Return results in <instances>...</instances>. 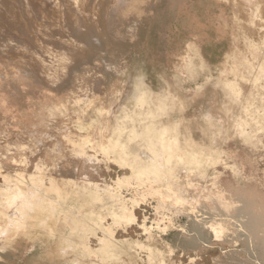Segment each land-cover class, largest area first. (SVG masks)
<instances>
[{
    "label": "bare ground",
    "instance_id": "bare-ground-1",
    "mask_svg": "<svg viewBox=\"0 0 264 264\" xmlns=\"http://www.w3.org/2000/svg\"><path fill=\"white\" fill-rule=\"evenodd\" d=\"M143 1L0 0V249L6 250L17 240H22L30 225H46L53 220L54 233L62 222L67 228H71V234H81L78 245L82 249L80 260L91 264H101L102 260L111 261L119 255L116 251H119L120 246L124 247L122 241L116 237L118 229L127 233L137 225L153 239L154 230L161 229L166 212L164 219L154 222L157 226H149L146 221L140 223L137 211L148 200V196L162 204L168 203V198L175 193L172 188L175 183L171 181L173 184L168 190V197L163 194L162 187L157 186V179L166 175L184 182L183 185L180 184L184 194L179 197L184 202L183 207L172 208L179 214L181 212L191 223V227L178 226L184 232V248L196 252L218 248L221 253H226V246H234L241 241L240 252L246 254V264H264L263 202L259 207L240 193L236 194L239 205L234 207L233 204H226L221 192L216 197L217 212H214L210 202H201L204 195L211 201L214 196L208 192L217 188V183L212 181L213 188H199L195 184L196 176L208 178V169L216 168L223 161L221 156L215 155L227 151L197 143L190 137L182 138L179 121H164L170 108L173 110L176 105L184 108L177 97L170 94L165 99H154L152 93L142 92L135 98V107L124 106L122 118L113 122L114 126L110 131L107 126L104 127L106 130L98 129V136L97 128L88 127L86 124L66 126L64 132L72 145L71 149L82 157L87 149L96 152L100 150L110 156L112 152H116L119 154V160L116 161L132 168V173L113 179V185H104L91 178L88 159H63L61 154L65 149L53 141L55 132L59 131L57 118L67 116L72 107H84L85 95L89 92L92 95V83L87 79L89 72L91 75L95 68L89 67L88 73L71 72L72 66L79 63L75 60H88L94 54L91 50H95V56L99 60L102 57L101 46L110 44L111 38L116 40L119 37L121 24L132 23L141 9L149 8L147 5L150 2L145 0L146 3H142ZM193 46H189L185 59L191 60L193 55H198L196 46ZM83 47L87 49L86 52ZM260 52V48L254 44L248 50L249 56L247 50L245 51L248 56L246 60H249L252 70L256 72L258 69L260 72L251 83L256 89L261 85L259 87L263 90L261 74L264 66L255 65L260 58ZM118 57L119 53L116 58ZM243 57L245 60V56ZM70 73L76 75L72 85L67 82L70 80ZM226 86L237 100L242 97L243 91L238 80L228 81ZM245 100L246 117L235 120L234 128L244 137L257 136L264 131V95ZM110 116L112 118L114 114ZM251 124L257 126L253 133L249 131ZM141 150L151 154L152 160L147 161ZM33 155L38 158L35 160ZM161 164L164 168L169 167L171 172H164ZM179 166L188 169L184 176L180 177L175 172V168ZM57 167L63 168L66 173L70 171L69 174L74 171L83 185L82 189L81 184L72 177L58 179L53 174L48 175L50 168L56 170ZM32 168H35V172H29ZM59 168L58 170L61 169ZM123 186L133 189L132 203L119 197V189ZM194 188L197 192L190 195L188 189ZM81 192L88 193L92 200L83 198ZM75 200L77 204L73 202ZM186 201H191V204ZM98 204L101 205L98 208L100 210L95 207ZM98 231L102 233L98 236L101 246L94 249L88 243L89 235ZM165 231H168L167 226L163 232ZM63 241L74 251L75 247L70 245L72 243L68 239ZM134 245L140 250L148 248L142 242L136 241ZM69 249L63 253L70 254ZM170 250L174 255L176 249L171 246ZM220 259L214 257L213 262L220 263ZM161 264L166 263L162 261Z\"/></svg>",
    "mask_w": 264,
    "mask_h": 264
},
{
    "label": "rangeland",
    "instance_id": "rangeland-1",
    "mask_svg": "<svg viewBox=\"0 0 264 264\" xmlns=\"http://www.w3.org/2000/svg\"><path fill=\"white\" fill-rule=\"evenodd\" d=\"M144 2L145 0L142 3ZM146 2H150L151 5H147L149 8L146 7V9H141V12L139 11L137 13V16H135V19L132 23L125 22L121 24L122 28H120L122 30L119 29V37L115 38L114 36L116 40H113L111 38L110 44L105 43L104 46H101L102 57L99 60L96 58L97 56H95V50H91V52H93L94 54H92V57H90L88 60H75V62L79 63H75V66H72L71 72L75 73L77 71L88 73L89 67L92 69L95 68V70H93L92 72L94 73L93 75L92 73L90 75V72L88 74L89 76L87 75V80H90L92 83V95L91 92L85 95V102L83 103L84 107L80 106L79 109L77 108L78 110L76 109V107L75 109L74 107H72L67 116H60L56 120L59 131L55 132L53 141L55 140L54 143L59 144L63 149H65L63 150V154H61L64 157L63 159H88V164L90 167L88 170L91 173V178L101 182L104 185H113V179L117 178L120 175L123 176L124 174L132 173V168L128 167L122 162L119 163L118 161H116V159L119 160V154L116 152H112L113 154L111 153L110 156V154L101 153L100 150H97L96 152V150L87 149L86 154L82 157V155H79V153L71 149L72 145L70 144L68 137H66L64 131L66 126H80L82 124H86L88 127L97 128V136L99 135V130H106V128H108V131H110L114 126L113 122L120 119V117L122 118V113L124 115L125 111L119 112L121 111V105L124 103L126 104V102L132 98L134 90H140L142 84L145 88L150 90L142 76L132 74L133 71L129 62H132L133 66H135L134 68H137L140 66L139 63L144 60H177L179 58L178 55L182 52V50L179 51L180 53L170 55L169 52H171L172 54L174 50L171 48V44L167 45L165 43L164 34L166 31H174V29L177 28L175 16L179 14V10H182L183 13L186 10L184 8L185 5L183 6V1L146 0ZM112 45H114L115 47L113 46L112 48ZM83 49V51H87V49H85L84 47ZM245 50L246 49H244L243 52H245ZM118 53L120 58H116L118 56ZM184 54H186V52L181 53V60L182 55ZM96 69L98 73H96ZM139 72L143 74L141 68ZM74 73H70V78L68 77V79L70 80L67 81L68 85H72V83H75L74 79L76 75ZM244 84H247L250 89L253 87L250 82H244ZM262 84L264 85V81H262ZM129 86L130 89H128ZM258 90L259 93L264 92V89L262 90V87H259ZM244 97H246L247 99L248 96ZM91 99H93V101H91ZM95 99L97 100V102ZM134 99L135 98H133V104ZM230 100L231 105H235L234 108H225V119L222 120L220 126L217 127L218 129H216V132L212 134L210 132L209 134L211 136L209 140L213 143H204L209 147L212 146L227 151V153L223 152L215 155L216 157L221 156L223 161L216 168L208 169V176L210 175L208 178H202L199 175H197L195 178V184H197L199 188H202L204 186L213 188L211 186L212 181L217 183V188L208 192L212 196H214L212 197V199H210L211 201H209L205 195L201 200L202 203L210 202L212 204H210V206L212 207L214 212H217V209L215 210V207L218 206L216 200V197H218L219 194L218 192H221V194H223V198L226 204H233L234 207H237L239 205L237 203L238 196L236 194L240 193L241 195H244V198H246L247 200H253L257 206L261 207L260 203L262 202V205H264V131L260 134H257V136L246 135V137H244L242 135H239V133H237L234 128V121L242 117H246V113L244 110V106L246 105V103H244L242 97H240L239 100H237L236 98ZM176 106L173 110L171 108L169 109V114L171 112L172 113L166 116V118H169V116L172 119L175 117H180L179 113L181 111L179 110H184L185 106L184 108H182L181 105ZM101 107L107 108L103 111ZM22 108H24V106ZM112 114H114V117L111 118L110 115ZM166 118H164V121ZM256 129V124H251L249 126V131L251 133L255 132ZM97 136L96 138H98ZM184 136L185 135H183L182 138ZM144 151L141 150V154L143 155V157L147 159V161L152 160V155H149L147 151L145 154ZM33 156L32 158H34L35 160L38 158L37 155V157H35V155ZM107 159H109V162ZM62 162L65 163L64 160H62ZM119 165L121 168L119 167ZM163 165L161 164L162 167ZM58 168L59 167H57L56 170L55 168H50V170L48 169V175L53 174V176L58 179H62L63 177H72L79 184H81L80 189H82L83 185L81 181H78V175H76L74 171L69 174L70 171L66 173L67 171L63 168L60 167V170H58ZM32 169H30L29 172H35V168ZM97 170L101 171L99 172ZM163 171L168 173L171 172V169L166 166L165 168L163 167ZM98 172L100 173V175L98 174ZM175 172H177L181 177L184 176L186 172H188V169L184 166H179L175 168ZM168 178L169 176L165 175L164 177H161L162 180L160 179V177L157 179L159 181V184H157V186L162 187V192L167 197L169 196L168 190L170 186L172 187V184L175 183V185L172 187L175 193H173L171 198H168V203L162 204V202H158V200L154 199L152 196H148V200H146L145 203H142L141 208L137 211L138 216L140 217V223L143 224L144 221H146L149 226H153L154 222H158L159 220L164 219V214L166 212V219L162 221L161 229L154 230L156 239H153L150 237V235L145 234L144 230L140 229V227L137 225L130 228L129 232L127 233L124 232L123 229H118L116 237L120 240V242L122 241V244H124V247L120 246V249H118L119 251H116L119 253V255L117 256L119 259L115 257V259H111L112 262L102 260L101 264H161L162 261H164L166 264H246L247 256L245 253L240 252V249L242 248L241 241H239L237 244L235 243V247L232 245H229L231 247L226 246V253H221L218 248L210 250L211 252H196L195 250H187L183 247L182 238L184 232L179 229L178 226L187 225L191 227V223L187 221V218L184 217L181 212L179 214V212L177 213L176 211H173L172 208L174 206H180L181 208L183 207L184 202L181 201L179 197L184 194L183 192H181V185H183L184 182L181 179L177 180L175 178ZM46 185H49V180L46 181ZM176 186H178V189L176 188ZM131 189L132 188H130L129 186H123L121 189H119L121 191L119 192V197L126 199L128 203H132L134 196L132 195L133 189ZM164 189H167V191H164ZM195 192H197L195 188L190 190L188 189V193L190 195H195ZM257 195H259L260 197ZM81 196L86 200L91 199V196L88 193L81 192ZM233 198L234 200H232ZM73 202L76 204L78 203L76 202V200ZM186 202L191 204V201ZM78 205H80V203ZM99 205L100 204L95 205L97 210H100L98 209ZM54 222L55 221L51 220L50 223H48L49 225H44L43 223L40 225H36V228L38 226L37 229L30 225V227L28 228V232L25 233L22 240H17L10 247H7L6 250L2 248L0 249V264H91L83 259V261L79 259L80 257H82V249L80 248V246H78L81 240L79 235L81 234H71V228H67V225H64L62 222L58 225L59 229L57 228L59 232L55 231L54 233L52 225V223ZM110 222H112V220H110ZM174 224L175 226H173ZM166 226L168 227V231L163 232ZM42 227L44 229H42ZM31 229L34 230L32 231ZM35 230L37 231V233ZM52 231L53 235L51 234ZM47 233L50 235H48ZM101 235L102 233H100L99 231L89 235L88 243L94 249L100 248L101 245L99 244L98 236ZM64 239H68V241L72 243L69 244L72 247H75V249L73 248L74 251L68 248L67 243L63 241ZM127 241L129 243H127ZM136 241L144 243L146 246H148V248H146L145 250L138 249L134 245ZM171 246L172 248H174V250L176 249L174 255L170 253ZM67 248L69 249V251H71L70 254L63 253L65 251H68ZM229 252H231V255ZM222 254H224V257ZM214 257L221 258L220 263L213 262ZM239 257H241L242 259ZM192 259H195V261L192 262ZM226 260H228L229 262H227Z\"/></svg>",
    "mask_w": 264,
    "mask_h": 264
},
{
    "label": "crops",
    "instance_id": "crops-1",
    "mask_svg": "<svg viewBox=\"0 0 264 264\" xmlns=\"http://www.w3.org/2000/svg\"><path fill=\"white\" fill-rule=\"evenodd\" d=\"M181 1L185 5V14L179 10V14L175 16L177 28L166 31L164 41L167 45L171 44L174 50L172 54L169 52L170 55L180 53L181 50L187 54L190 45L196 46L198 55L187 60L184 54L181 60V52L177 60H144L139 63L143 74L139 72V67L134 68L132 62H129L132 74L142 76L150 90L142 84L141 89L134 90L132 98L121 105L119 112H124V106L134 108L133 98L142 92L152 93L154 99H165L171 94L185 108L179 110L180 117L172 119L169 116L165 122L179 121L182 135L200 144H212L209 140L210 132H216L225 119V108L235 106L231 105L230 99H235V96L226 86L228 81L240 82L244 103V96L251 98L264 95L257 93L258 89L251 83L260 72L258 69L256 72L252 70L249 60H246L252 44L264 52L261 49L264 46V0ZM244 49L248 56L243 52ZM261 52L259 60L255 62L256 66H264V53ZM261 75L264 81V72ZM247 81L254 88L250 89L244 84Z\"/></svg>",
    "mask_w": 264,
    "mask_h": 264
}]
</instances>
